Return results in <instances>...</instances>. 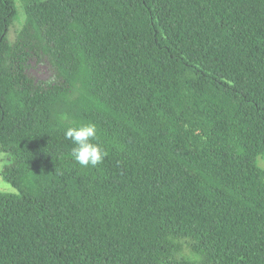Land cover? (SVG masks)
Returning a JSON list of instances; mask_svg holds the SVG:
<instances>
[{
  "label": "trees",
  "instance_id": "obj_1",
  "mask_svg": "<svg viewBox=\"0 0 264 264\" xmlns=\"http://www.w3.org/2000/svg\"><path fill=\"white\" fill-rule=\"evenodd\" d=\"M0 0V264H264V0ZM49 54L57 80L26 73ZM67 118L62 119L61 115ZM94 124L106 156L71 158Z\"/></svg>",
  "mask_w": 264,
  "mask_h": 264
},
{
  "label": "rangeland",
  "instance_id": "obj_2",
  "mask_svg": "<svg viewBox=\"0 0 264 264\" xmlns=\"http://www.w3.org/2000/svg\"><path fill=\"white\" fill-rule=\"evenodd\" d=\"M18 10V17L14 20L9 30V37L12 41H16L19 31L22 29L26 15L22 3L18 0L16 2ZM26 73L36 83L47 85L48 83L57 80V71L55 70L49 54L40 50L32 52L29 55L26 66ZM10 163V157L0 149V192L17 193L15 189L2 175V172L7 164ZM258 164L264 168V158H258Z\"/></svg>",
  "mask_w": 264,
  "mask_h": 264
},
{
  "label": "clouds",
  "instance_id": "obj_3",
  "mask_svg": "<svg viewBox=\"0 0 264 264\" xmlns=\"http://www.w3.org/2000/svg\"><path fill=\"white\" fill-rule=\"evenodd\" d=\"M67 118L66 114L61 115ZM65 139L71 141V158L82 168L89 166L95 168L103 163L106 152L97 141L98 130L94 124H80L68 127L64 133Z\"/></svg>",
  "mask_w": 264,
  "mask_h": 264
}]
</instances>
